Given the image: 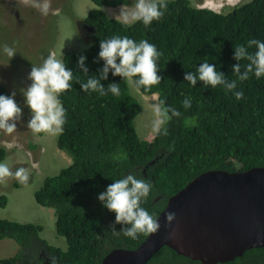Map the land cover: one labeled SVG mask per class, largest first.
<instances>
[{"label":"trees","instance_id":"16d2710c","mask_svg":"<svg viewBox=\"0 0 264 264\" xmlns=\"http://www.w3.org/2000/svg\"><path fill=\"white\" fill-rule=\"evenodd\" d=\"M91 1L95 8L82 22L90 29L91 45L63 57L73 71V81L72 89L59 97L66 123L57 147L71 158V164L47 177L34 193L38 205L54 210L56 233L65 238L67 248L41 238V225L0 218V240L11 239L19 246L15 256L0 259V264H101L114 249L137 248L148 234L135 239L114 235L110 226L115 224V213L98 200L113 181L128 174L152 183L153 191L142 206L157 219L168 199L202 173L264 168V77L250 74L241 82L232 72L237 63L234 47H247L251 39L264 41V0H252L224 14L193 7L189 0H166L163 18L148 27L139 21L123 23L102 11L129 5L131 0ZM114 36L137 43L147 40L161 53L157 62L161 83L139 91L157 94L158 102L164 100L181 113L167 123L166 136L156 133L150 142L138 138L134 119L141 107L123 78L109 72L108 79L101 81L106 89L110 83L120 85L119 96L81 89L80 83L98 76L104 66L99 59L101 40ZM248 50L254 53L256 48ZM80 55L86 57L88 76L77 66ZM205 59L227 79L237 80L242 99L219 86L205 87L199 80L192 86L184 80L185 73H195ZM0 95L10 96L3 86ZM186 97L191 99L187 109L183 107ZM186 119L194 124H186ZM6 157V149L0 147V162ZM6 203L1 196L0 207ZM122 227L115 224L116 231ZM147 264L201 263L163 247ZM218 264H264V249L247 250L233 261Z\"/></svg>","mask_w":264,"mask_h":264},{"label":"clouds","instance_id":"9594fccd","mask_svg":"<svg viewBox=\"0 0 264 264\" xmlns=\"http://www.w3.org/2000/svg\"><path fill=\"white\" fill-rule=\"evenodd\" d=\"M32 6L43 16H47L51 8L50 0H32ZM166 8V0H135L131 8L127 5L121 7L118 18L125 23L139 21L148 27L154 21L163 18ZM253 46L256 51L250 53L248 49ZM99 47V59L104 62V66L98 76H88L86 57L80 55L78 58V68L88 76L86 82L80 83L83 91L98 92L101 96L110 92L119 96L120 85L110 83L106 89L101 83L102 80L108 79L109 72L134 85L138 91L140 89L149 91L152 86L161 83L163 77L158 75L160 69L157 63L161 53L154 44L147 40H140L137 43L127 36H114L101 40ZM2 50L10 59L16 55L15 48L7 44L2 46ZM233 58L237 63L233 66L232 72L238 81L248 80L250 74H254L256 78L264 77V41L251 39L247 42V47L244 45L234 47ZM244 60L248 63L242 65L240 61ZM28 79L32 83L23 91V95L32 116L27 127L33 134L50 136L62 134L66 123V110L59 97L72 89L73 71L67 68L61 59L49 54L40 66L32 65ZM184 80L192 86H196L199 80L205 87H222L231 92L237 100L244 96L242 90H237V80L227 79L224 73L218 71L206 59L195 73L186 72ZM15 95V92L11 96L0 95V132L7 135L17 131V122L22 117V109L16 103ZM183 107L185 109L191 107L190 98L184 99ZM153 111L156 117L153 121V131L165 136L168 134L167 123L173 117L178 118L181 115L176 108L167 106L164 100L154 104ZM9 179L27 185L30 173L24 167L13 171L7 163L0 162V184L6 183ZM152 191L153 185L148 180L138 174H128L113 181L105 192L99 194L98 200L102 205L109 212L115 213V224L123 226L120 231H116L115 224L111 225L110 229L114 235L122 234L135 239L138 234L147 235L159 230L157 220L142 206ZM174 219V212L167 213V222L171 223Z\"/></svg>","mask_w":264,"mask_h":264},{"label":"rangeland","instance_id":"374dc122","mask_svg":"<svg viewBox=\"0 0 264 264\" xmlns=\"http://www.w3.org/2000/svg\"><path fill=\"white\" fill-rule=\"evenodd\" d=\"M189 1L193 7L209 8L224 14L252 0ZM134 3L135 0H131L127 6L131 8ZM50 4L49 14L43 16L32 6V0H0V86L10 96L15 92V101L22 109L17 131L11 135L0 132V147L7 151L3 162L13 171L24 167L30 173L27 185L15 179L0 184V197L7 198L6 205L0 207V218L41 225V238L49 245L66 250L65 238L56 233L54 210L38 205L34 193L41 188L47 177L55 176L69 166L71 158L58 149V136L33 134L27 127L32 114L26 105L23 91L32 83L28 79L32 65L40 66L49 54L63 61L66 53L85 50L91 45L88 31L82 22L95 6L91 0H50ZM121 7L102 8V11L109 18L125 23L118 18ZM4 44L15 48L16 55L13 58L10 59L3 52ZM128 85L131 95L141 107L134 119L137 136L141 141L150 142L156 135L153 131V121L156 119L153 105L158 103V96H146L134 85ZM185 123L192 125L194 120L186 119ZM18 250L19 246L13 240H0V259L13 257Z\"/></svg>","mask_w":264,"mask_h":264},{"label":"water","instance_id":"95a60500","mask_svg":"<svg viewBox=\"0 0 264 264\" xmlns=\"http://www.w3.org/2000/svg\"><path fill=\"white\" fill-rule=\"evenodd\" d=\"M156 220L157 232L135 249L112 250L101 264H147L163 247L201 264L264 249V168L202 173L168 199Z\"/></svg>","mask_w":264,"mask_h":264},{"label":"flooded vegetation","instance_id":"af4514ba","mask_svg":"<svg viewBox=\"0 0 264 264\" xmlns=\"http://www.w3.org/2000/svg\"><path fill=\"white\" fill-rule=\"evenodd\" d=\"M84 29H86L88 32L90 31V29H89V28H87L86 26H84Z\"/></svg>","mask_w":264,"mask_h":264},{"label":"bare ground","instance_id":"6f19581e","mask_svg":"<svg viewBox=\"0 0 264 264\" xmlns=\"http://www.w3.org/2000/svg\"><path fill=\"white\" fill-rule=\"evenodd\" d=\"M207 9H209V8H207ZM211 10V9H210ZM218 13V12H217ZM220 13V12H219ZM25 80V79H24ZM153 97V96H152Z\"/></svg>","mask_w":264,"mask_h":264}]
</instances>
